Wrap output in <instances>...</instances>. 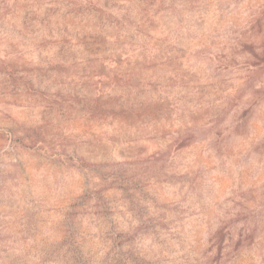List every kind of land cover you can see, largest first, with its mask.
Masks as SVG:
<instances>
[{"label": "rangeland", "instance_id": "rangeland-1", "mask_svg": "<svg viewBox=\"0 0 264 264\" xmlns=\"http://www.w3.org/2000/svg\"><path fill=\"white\" fill-rule=\"evenodd\" d=\"M260 58L264 0H0V264H264Z\"/></svg>", "mask_w": 264, "mask_h": 264}, {"label": "trees", "instance_id": "trees-1", "mask_svg": "<svg viewBox=\"0 0 264 264\" xmlns=\"http://www.w3.org/2000/svg\"><path fill=\"white\" fill-rule=\"evenodd\" d=\"M263 62L264 58H260V61L257 63L260 65ZM78 161L81 165H89V163L82 157H79ZM237 231L239 233L236 235H229L226 242H224L225 235L222 231L214 235L217 239L212 244V247L215 250L212 255V261L219 263L220 259L223 257H235L242 249L241 247L244 243H246V240L253 236L256 231V226L247 225L244 231H242V228H238Z\"/></svg>", "mask_w": 264, "mask_h": 264}]
</instances>
